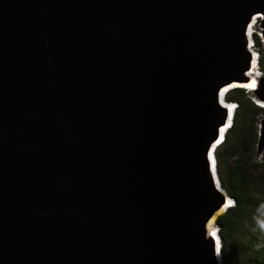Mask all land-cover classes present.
I'll use <instances>...</instances> for the list:
<instances>
[{
  "label": "water",
  "instance_id": "1",
  "mask_svg": "<svg viewBox=\"0 0 264 264\" xmlns=\"http://www.w3.org/2000/svg\"><path fill=\"white\" fill-rule=\"evenodd\" d=\"M257 14L264 44V0H0V264H230L211 144Z\"/></svg>",
  "mask_w": 264,
  "mask_h": 264
},
{
  "label": "trees",
  "instance_id": "2",
  "mask_svg": "<svg viewBox=\"0 0 264 264\" xmlns=\"http://www.w3.org/2000/svg\"><path fill=\"white\" fill-rule=\"evenodd\" d=\"M253 41L264 74V44L257 33ZM251 91L243 86L228 90L226 99L236 103V110L215 150L220 184L233 199L216 219L221 257L230 264H264V232L256 227L258 220H264V145L256 158L264 107L248 94Z\"/></svg>",
  "mask_w": 264,
  "mask_h": 264
},
{
  "label": "bare ground",
  "instance_id": "3",
  "mask_svg": "<svg viewBox=\"0 0 264 264\" xmlns=\"http://www.w3.org/2000/svg\"><path fill=\"white\" fill-rule=\"evenodd\" d=\"M261 14H257L256 16H253L249 22V26H248V30L249 31H252L253 28H254V25L255 23L257 22L258 20V17L260 16ZM256 51L252 48V45H251V61H250V65L249 67L247 68L246 70V75L243 79H238V80H232L231 82H229L228 84H225L221 87V91H225V90H229L231 87H234V86H245V88H248V89H253L255 87V84L257 82V75L259 74L258 71L256 70L257 69V64L256 63ZM233 103H235L234 101H231V103H229L228 107L227 108V117H226V120L224 122V124L222 126H220L218 128V139L215 140V142H213L211 144V147H214L215 145H217L216 147H218L222 142H223V139L221 140L220 137H221V133L226 131V129L229 128V125H228V122H229V119H230V110L232 111V109L235 111L236 107L233 108ZM232 119V118H231ZM226 133V132H225ZM225 135V134H224ZM219 139L221 141H219ZM215 159H216V155H215ZM217 161V160H216ZM230 203V204H229ZM230 206L232 204V202L230 201V199H228V197L224 194L223 196V200L222 202L220 203V205L211 212L209 218L207 219V222H206V229H207V234L210 235L211 239L215 241V236H214V231L212 230V228H210V225H212L214 219L217 218V216L226 208V206ZM218 260L221 262V260L218 258Z\"/></svg>",
  "mask_w": 264,
  "mask_h": 264
},
{
  "label": "rangeland",
  "instance_id": "4",
  "mask_svg": "<svg viewBox=\"0 0 264 264\" xmlns=\"http://www.w3.org/2000/svg\"><path fill=\"white\" fill-rule=\"evenodd\" d=\"M261 26H260V23H259V19L257 20V22L255 23V25H254V28H253V30L252 31H250V33H251V36H252V38H253V35L255 34V33H257L260 37H261V28H260ZM261 40H262V37H261ZM251 45H252V48L256 51V53H257V60H258V55H259V53H258V48L254 45V41L251 43ZM258 63V62H257ZM257 71H258V75H260V74H262L261 73V69H260V66H259V63L257 64V69H256ZM257 75V76H258ZM232 88V87H231ZM227 92L228 91H226V93H225V98H226V96H227ZM250 96H255V93L253 92V90L251 91V92H249L248 93ZM255 98H256V96H255ZM251 100H253V99H251ZM244 101V103H245V105L246 106H248V101L247 100H243ZM236 110V109H235ZM235 112V111H234ZM233 118V117H232ZM263 118V117H262ZM227 130V129H226ZM226 132V131H225ZM224 132V134H226ZM264 141H262L261 142V140H260V138L258 137V142H257V146H256V158H259V156H260V153H261V151H262V147H263V145H264V143H263ZM226 209V208H225ZM224 209V210H225ZM223 210V211H224ZM222 211V212H223ZM221 212V213H222ZM220 213V214H221ZM218 217V216H217ZM217 219V218H216ZM216 219H214V221H213V223H212V225H210V228H212V230L214 231V232H216V231H218L217 230V226H216ZM221 243V242H220Z\"/></svg>",
  "mask_w": 264,
  "mask_h": 264
},
{
  "label": "clouds",
  "instance_id": "5",
  "mask_svg": "<svg viewBox=\"0 0 264 264\" xmlns=\"http://www.w3.org/2000/svg\"><path fill=\"white\" fill-rule=\"evenodd\" d=\"M242 86V85H241ZM244 88H245V86H243ZM246 89H248V88H246ZM231 102V101H230ZM255 102L258 104V105H261V106H263L264 107V102H261V101H259L257 98H255ZM236 107V103H233V108H235ZM231 125V123L229 124V126ZM232 203H233V201H232ZM256 227L260 230V231H262V232H264V220H258L257 221V223H256Z\"/></svg>",
  "mask_w": 264,
  "mask_h": 264
}]
</instances>
